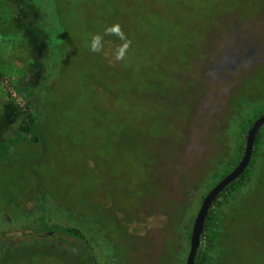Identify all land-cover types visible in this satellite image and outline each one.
I'll return each mask as SVG.
<instances>
[{"label": "rangeland", "instance_id": "374dc122", "mask_svg": "<svg viewBox=\"0 0 264 264\" xmlns=\"http://www.w3.org/2000/svg\"><path fill=\"white\" fill-rule=\"evenodd\" d=\"M23 2L45 22L36 20L35 42L34 18L0 0V225L100 221L116 229L149 221L146 241L127 242L122 263L161 264L162 241L175 221L184 259L191 221L214 181L202 178V190L181 210L180 177L200 179L196 160L208 155L211 127L228 117L229 98L234 117L224 132L233 136V154L244 122L264 114V0ZM46 33L51 44L42 48ZM234 45L250 56L247 66L234 60V69L213 78ZM37 59L45 60L54 85L43 94L39 142L18 141L13 125L22 109L3 81L26 101ZM259 134L255 163L214 210V221H238L232 248L244 264H264V245L251 240L259 239L256 230L264 233V126ZM104 238L102 244H115ZM209 244L204 240L207 264H217L220 248Z\"/></svg>", "mask_w": 264, "mask_h": 264}, {"label": "flooded vegetation", "instance_id": "af4514ba", "mask_svg": "<svg viewBox=\"0 0 264 264\" xmlns=\"http://www.w3.org/2000/svg\"><path fill=\"white\" fill-rule=\"evenodd\" d=\"M236 51L237 47L234 45L224 52L219 62L215 65V74H213V78L219 77L225 72V70L230 71L231 69H234V60L238 66L242 64L247 66L250 56L247 57L245 56L246 53L241 54ZM228 102L231 108L230 98ZM233 117V112L230 109L228 117L224 119L222 124H219L217 128L211 127V138L207 146L209 153L205 158L200 159L199 161L196 160V162H200V169L198 168V176L200 179L193 184L180 177L181 184L178 191L181 198L184 199V207L182 205L183 208H181V210H184V208L188 209L189 205L195 200L199 192L202 190L203 185L200 183L202 178L208 177L214 181L213 186L209 189L210 191L240 162L244 154L246 135L249 128L246 129V131L245 128L242 129L240 134L241 143H239L238 148L234 150L235 153L233 154V136L229 134L225 135L224 132L225 129L230 127ZM213 132L214 135H212ZM241 148L242 154L240 153ZM254 152L255 145L248 168L251 166ZM232 156L233 158H231ZM235 161L236 164L231 166L232 169L223 171L220 170L223 163L229 162L230 165H232ZM245 172L219 194L216 201L211 206L206 219L204 232L201 236L202 246L200 247L199 252L206 246L203 245L204 240L205 243L206 240L210 243V248L208 247L209 249H211L214 245L219 246L218 249H220L218 250L216 260L217 263L218 260L221 259L223 264H244L242 262V253L238 252L235 248H232V242L234 241L235 235L232 233L231 226L233 227V225H236L238 221H231L229 223L228 221H209V219L210 216L215 213L214 210L218 208V206L220 207L221 202L225 199H229L231 190L237 188L234 186L239 179L243 178ZM216 177L221 178L218 181H215ZM208 192L201 196L199 209ZM199 209L191 221L190 232L185 237L189 249L193 223ZM33 210L38 211L40 210V207L38 208L35 206L33 207ZM9 220H11V218ZM28 222L29 224L24 226H22V224L15 223L13 228L11 226L8 228L0 225V264H19L24 260L32 259H38L43 264H48L51 258L56 259L63 264H123L121 255H124L125 252H127V242L135 241L138 245H141V243L146 241V236L150 227L149 221H145L143 224L134 222L131 223V221H128L127 223H118L115 226L116 229L111 228L113 230L111 233V229L107 225L102 224L100 221H73L67 228H61L60 226L54 224V221L50 220ZM178 226L179 225H176V222L174 221V223L171 224V233L167 232V238L162 241V250L160 252L161 264H166V260L164 258L168 248L170 250V254L173 253L176 258L178 257L176 259V264H186L189 250L183 259L181 247L182 236L179 233V230H177ZM255 232L258 233L257 236L260 235L259 239L257 240V237L254 235L251 240H261L259 245L256 247L264 245V233L261 234L260 229ZM206 234L211 236L210 240L209 237H206ZM104 236H107L109 239H107V241L109 242H113L115 240V244H111L110 246L102 244V241L106 240ZM111 236H115L116 239L112 240ZM167 240H169V246L167 245ZM224 240L228 241V244L224 243L225 246L222 245ZM111 247L114 250H117V254L111 250ZM250 248V250L253 251L255 247L250 246ZM87 251L89 253H86ZM244 251L245 250L242 252ZM60 252L63 253L61 254L62 256L57 255Z\"/></svg>", "mask_w": 264, "mask_h": 264}, {"label": "trees", "instance_id": "16d2710c", "mask_svg": "<svg viewBox=\"0 0 264 264\" xmlns=\"http://www.w3.org/2000/svg\"><path fill=\"white\" fill-rule=\"evenodd\" d=\"M41 1V0H40ZM13 3H16V9H19L23 14L25 15H30L29 12L24 10V2L23 0H13ZM31 17H33L34 19L32 20V23L34 25H31L29 27V32L32 34L31 38L34 39L37 37L36 33H34L35 29L41 30L39 29L40 26L37 25V21H43L45 22V17L41 14H34V15H30ZM31 22V20H30ZM38 26V27H36ZM43 31V29H42ZM44 32V31H43ZM43 36L44 40L43 43L41 44L42 48L48 47L51 44V36L50 33H46V34H40ZM36 42V41H35ZM48 66L47 64H45V60L44 62L40 61L39 59L36 60V63L34 64V69H33V79L27 83V92L25 95V99L27 102V110L26 111H22L21 116L18 118L17 122L13 125L14 130H15V139L18 141H24V140H29L32 141L33 143H38L40 138H39V134L38 131L41 128V116L43 115V112L45 111V99L46 97L43 95L44 93H48L52 90L54 83L52 84V81L50 79V77L47 74V69ZM242 87V86H241ZM240 87V88H241ZM239 90V89H238ZM46 93V94H47ZM236 94V93H235ZM233 96L230 98V103H231V110H232V104H233ZM261 115L255 116L252 119H250L247 122H244V128L245 131L246 129L250 128L251 125L254 123V121L260 117ZM26 138V139H24ZM260 134L257 136L256 141H255V152L254 155L256 153V146L257 144H259L260 141ZM9 139H7L8 141ZM242 154V148H241V152ZM255 163V160L253 159L251 162V165ZM236 164V161L232 163V166ZM232 169V167L230 168ZM248 169L246 170L245 174L243 176H247ZM221 177H216L215 181H218ZM241 185H239L237 188H234L233 190H231V193L229 195H232L233 193L237 192L238 188H240ZM221 206V204H220ZM219 208V206H218ZM40 210L42 211V206H40ZM43 212V211H42ZM214 216L215 213L212 214V216H210L209 221H214ZM208 241V240H207ZM167 245L169 246V244L167 243ZM170 250L168 248L166 256H165V260H166V264H176V257L175 254H170L169 253ZM208 258L205 254V252L201 249L200 252L197 255L196 258V264H207ZM217 264H223L221 259L218 260Z\"/></svg>", "mask_w": 264, "mask_h": 264}, {"label": "water", "instance_id": "95a60500", "mask_svg": "<svg viewBox=\"0 0 264 264\" xmlns=\"http://www.w3.org/2000/svg\"><path fill=\"white\" fill-rule=\"evenodd\" d=\"M264 60V59H263ZM264 126V114L258 117L247 131L246 145L244 154L238 165L228 173L216 186H214L203 199L200 209L195 217L191 239L190 249L186 259V264H196V257L202 246L201 236L204 232L206 219L210 208L216 201L221 192L225 190L231 183L237 180L248 168L252 159L254 145L261 128Z\"/></svg>", "mask_w": 264, "mask_h": 264}, {"label": "built area", "instance_id": "2783aa9c", "mask_svg": "<svg viewBox=\"0 0 264 264\" xmlns=\"http://www.w3.org/2000/svg\"><path fill=\"white\" fill-rule=\"evenodd\" d=\"M3 84L8 88L9 92L15 98L17 104L22 109V111H26L27 110V102L20 95L17 94V92L12 88L11 85H9L8 80H4Z\"/></svg>", "mask_w": 264, "mask_h": 264}]
</instances>
